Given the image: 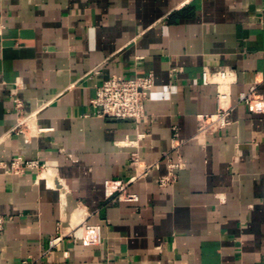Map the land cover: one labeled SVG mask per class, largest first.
Returning <instances> with one entry per match:
<instances>
[{"label":"crops","instance_id":"crops-1","mask_svg":"<svg viewBox=\"0 0 264 264\" xmlns=\"http://www.w3.org/2000/svg\"><path fill=\"white\" fill-rule=\"evenodd\" d=\"M205 69L236 73L232 124L197 136L219 108ZM114 75L154 77L139 126L94 115ZM254 85L264 98V0H0V264H264V114L239 102ZM174 128L185 166L161 189ZM135 151L161 169L130 186L138 203L106 200ZM19 157L46 168L12 174ZM85 220L101 245L68 235Z\"/></svg>","mask_w":264,"mask_h":264},{"label":"built area","instance_id":"built-area-1","mask_svg":"<svg viewBox=\"0 0 264 264\" xmlns=\"http://www.w3.org/2000/svg\"><path fill=\"white\" fill-rule=\"evenodd\" d=\"M202 80L205 85H215L217 87L219 108L216 113L201 114L198 116L199 128L197 136L215 134L230 128L232 124V108L229 106L230 89L237 82V76L230 69L216 71L205 69ZM154 87L155 80L153 75L131 79L114 75L112 78L97 86L96 97L92 100L94 115L102 119L129 121L139 126L146 118V104ZM14 102L18 115L26 117L22 101L15 98ZM239 102L245 104L252 113L264 114V98L257 94L256 85L251 86L247 92L241 93ZM27 121L28 117L20 123L17 129L19 133H23L21 126L25 125ZM174 131L175 134L172 139L171 151L163 158L167 172L158 179V185L161 189L174 186L179 179L180 171L185 166L181 156V147L184 145V141L179 138L176 128H174ZM144 137L145 134H139L140 139ZM130 165L134 170V175L129 180L107 179L103 182L106 200L118 199L121 202L138 203L140 196L137 193L131 192L129 190L130 186L148 177L154 171H159L162 167L161 161L143 165L139 151L132 153ZM45 168L46 166L39 160L30 161L19 157L12 162L9 170L12 174L20 175L26 170L41 172ZM5 225L6 219L0 215V231L4 230ZM78 230L82 231L81 236H78ZM68 235L77 240H82L84 244L89 246H97L103 243L101 227L98 225H90L86 220L70 230ZM63 236V234H59L51 242V247H56L63 239ZM24 264L29 263L24 262Z\"/></svg>","mask_w":264,"mask_h":264},{"label":"bare ground","instance_id":"bare-ground-1","mask_svg":"<svg viewBox=\"0 0 264 264\" xmlns=\"http://www.w3.org/2000/svg\"><path fill=\"white\" fill-rule=\"evenodd\" d=\"M78 221H80V219H79ZM75 222H77V221L75 220ZM80 231H81V230H78V232H77L78 236H81V235H82V233H80ZM79 233H80V234H79Z\"/></svg>","mask_w":264,"mask_h":264}]
</instances>
